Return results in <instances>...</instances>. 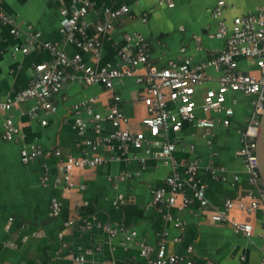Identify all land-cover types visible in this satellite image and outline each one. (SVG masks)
I'll return each mask as SVG.
<instances>
[{"label": "crops", "instance_id": "0c3cea01", "mask_svg": "<svg viewBox=\"0 0 264 264\" xmlns=\"http://www.w3.org/2000/svg\"><path fill=\"white\" fill-rule=\"evenodd\" d=\"M99 1L113 7L127 3L132 15L124 17L111 33L101 35L102 49L98 57L85 53V60L91 64L117 63V51L125 45V34L133 31L143 33L150 40L153 57L159 59L161 65L170 59L182 61L187 56L194 62H201L225 45L223 39L210 36L216 29V21L209 8L218 0H171L175 4L173 7L161 4L160 0ZM226 2L229 7L225 14L229 21L237 15L256 11L264 4V0ZM70 3L71 0H0V11L15 16L21 31H27L28 26L33 25L42 31L44 40L57 41L62 39L59 32L61 7ZM145 12L149 13L147 22L142 20ZM95 18L94 12L88 16L91 21ZM11 28L0 21V99L26 87L34 66L51 60L48 51L38 49L14 57V46L22 44L26 34L22 32L15 36ZM195 34L201 37L200 49L193 39ZM185 45L188 49L183 53L181 48ZM66 49L70 54L77 52L73 44H67ZM208 75L211 78L200 87V94L217 86L218 73L210 68ZM144 89V85L133 78L120 80L115 86V92L122 98L120 106L130 118L128 126L134 131L146 129L142 123L147 113L142 100ZM92 97L95 98V110L106 113L113 92L98 84L87 86L68 82L56 99L58 109L55 113L41 110L39 118L30 117L29 109L37 104L32 99L4 114L10 115L21 128L26 144L39 146L43 154L24 163L21 143L0 141V264H74L73 254L95 246L100 248L87 255L84 264H139L146 261L140 254L141 242L156 246L166 228L170 252L185 251L193 245L192 257L202 264H262L263 209L250 214L237 208L232 211L238 220L253 223L251 236L236 231L230 223L212 219V214L227 198L250 201L248 192L254 186L249 182V173L237 152L241 147L238 129L246 125L252 105L249 110H245L242 104L236 105V109L240 107L233 125L219 124L213 129V148L207 144L204 129L191 123H186L180 132L171 133L177 142L178 171L183 174V162L199 157L200 173L208 184L210 200L207 211L198 204L191 209L179 210L153 203V190L167 185L166 178L172 173V167L156 152L147 154L133 146L127 149L125 156L106 164L75 168L72 173L74 186H67L62 163L53 150L60 148L65 155H82L86 137H94V134L92 130L85 135L75 131L73 106ZM210 115L220 116L218 113ZM4 116L0 119V130L3 129ZM42 119H46L47 124H43ZM111 128L109 122L104 123V133L110 132ZM213 150L218 152L216 157L212 155ZM120 152L116 150L117 155ZM211 163L224 165L229 181L211 179L205 169ZM234 175L239 179L232 183ZM186 192H190L189 188ZM120 195L126 202L118 205L115 201ZM54 196L63 205L62 213L56 218L50 215L49 209L50 199ZM168 211L183 220V229L166 222ZM85 219L93 221L92 229L82 227ZM107 223L134 227L138 231L137 238L125 247L122 235L110 237L103 226ZM177 236L181 237L180 241H175Z\"/></svg>", "mask_w": 264, "mask_h": 264}, {"label": "built area", "instance_id": "2783aa9c", "mask_svg": "<svg viewBox=\"0 0 264 264\" xmlns=\"http://www.w3.org/2000/svg\"><path fill=\"white\" fill-rule=\"evenodd\" d=\"M159 2L170 7L175 5L171 0ZM228 7L226 0H218L209 8L216 21V29L210 36L224 40L222 49H215L210 57L201 62H194L192 57L187 56L182 61L170 59L165 65H161L160 60L153 57L150 40L139 31L125 34V45L117 51V63L95 65L85 60V53H93L96 57L100 55L101 35L111 33L117 23L132 15L131 6L127 3L113 7L99 0H71L69 5L61 7L59 32L62 39L57 41L44 40L42 31L33 25H29L27 31H21L15 16L0 11V21L12 27L13 35L18 36L22 32L26 34L24 42L14 46V57L19 53L28 54L32 49L46 50L51 55V60L34 66L32 78L26 87L0 99V119L18 104L32 99L37 104L29 109L30 117L39 118L41 110L55 113L58 109L56 99L68 82L87 86L101 85L113 92L112 103L106 113L95 110L94 97L73 106L75 131L85 135L92 130L94 134V137H86L82 155L75 157L63 154L60 148L53 150V154L62 163L63 179L67 186H74L72 173L75 168L106 164L114 158L125 156L127 149L133 146L147 154L156 152L163 162L172 167V173L166 178L167 185L153 190L154 204L179 210L191 209L198 204L207 211L210 200L207 195L208 184L200 173L201 159L195 157L185 160L182 164L183 174L178 171L180 162L175 155L177 142L171 137V133H178L186 123H191L204 129L207 144L213 148V129L219 124L231 127L236 116V95L247 96L251 99L252 110L246 125L238 129L241 147L237 154L242 159L249 173V182L254 188L248 192L249 202L227 198L212 214V219L230 223L236 231L251 236L254 231L253 223L238 220L232 215V211L237 208L250 214L257 209L264 210V190L259 184V160L256 152L259 134V120L256 117L264 113V4L256 11L235 16L231 21L225 14ZM91 12L96 14L93 21L88 19ZM148 18L149 13H143L142 20L147 22ZM193 39L200 49L201 37L195 34ZM67 44L75 45L77 52L70 54L66 49ZM187 49L188 46L185 45L181 52L184 53ZM210 68L218 73L217 86L207 88L200 94V87L211 78L208 75ZM128 78L135 79L145 87L142 95L147 110L142 119L145 130L134 131L129 128L130 118L120 106L121 95L115 92L116 83ZM210 113H218L220 116L213 117ZM105 122H109L112 127L108 133H104ZM42 123L47 124V120L42 119ZM0 141L21 143L20 152L24 163L34 161L43 154L39 146L26 144L25 134L10 115L4 116ZM117 149L121 151L120 155L116 154ZM212 155L216 157L218 152L213 150ZM205 169L211 179L229 181L224 165L211 163ZM238 179L239 176L234 175L231 182L235 183ZM188 188L189 193L186 192ZM125 202L123 195L115 201L118 205ZM49 209L50 215L59 216L63 211L62 202L56 196L52 197ZM165 220L177 228H184L183 220L171 211L165 214ZM94 225L91 219H85L82 227L92 229ZM103 226L110 237L122 235L125 247L138 235L134 227L110 223ZM167 237L166 228L156 246L146 241L141 242L140 254L146 261L139 264H202L192 257L195 251L193 245H189L185 251L170 252ZM180 239L179 236L175 237V241ZM99 248L100 246L89 247L81 253L73 254L74 264H84L87 255Z\"/></svg>", "mask_w": 264, "mask_h": 264}, {"label": "water", "instance_id": "95a60500", "mask_svg": "<svg viewBox=\"0 0 264 264\" xmlns=\"http://www.w3.org/2000/svg\"><path fill=\"white\" fill-rule=\"evenodd\" d=\"M259 120V134L257 137V155L259 160L260 188L264 190V113L256 117ZM56 218V217H54Z\"/></svg>", "mask_w": 264, "mask_h": 264}, {"label": "rangeland", "instance_id": "374dc122", "mask_svg": "<svg viewBox=\"0 0 264 264\" xmlns=\"http://www.w3.org/2000/svg\"><path fill=\"white\" fill-rule=\"evenodd\" d=\"M237 100V104H242L244 105L243 107H245V110H249L250 106H251V99L247 96H243L241 94L236 95ZM240 107V106H239ZM239 107L238 109H236V111H239Z\"/></svg>", "mask_w": 264, "mask_h": 264}]
</instances>
